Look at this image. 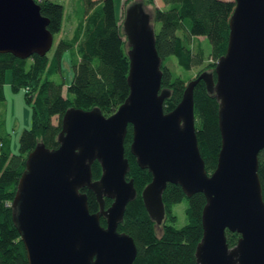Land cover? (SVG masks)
Returning a JSON list of instances; mask_svg holds the SVG:
<instances>
[{
  "label": "water",
  "instance_id": "water-1",
  "mask_svg": "<svg viewBox=\"0 0 264 264\" xmlns=\"http://www.w3.org/2000/svg\"><path fill=\"white\" fill-rule=\"evenodd\" d=\"M47 22L37 0H0V51L21 57L44 53L53 42ZM122 29L129 58L123 100L108 114L98 106L69 105L61 115L58 144L38 141L26 153L11 205L28 264H131L134 239L117 228L136 193L132 177H126L127 122L129 149L151 173L141 197L156 222L164 215L167 181L179 183L186 195L195 190L205 195L196 264H264V198L257 171L264 145V0H235L225 50L213 69L186 80L168 110L151 11L142 0L125 5ZM199 78L218 98L220 146L210 171L194 126L193 86ZM93 159L100 163L95 177ZM83 186L95 193L98 209H89ZM104 196L111 198L107 205ZM226 228L239 232L232 244Z\"/></svg>",
  "mask_w": 264,
  "mask_h": 264
},
{
  "label": "trees",
  "instance_id": "trees-1",
  "mask_svg": "<svg viewBox=\"0 0 264 264\" xmlns=\"http://www.w3.org/2000/svg\"><path fill=\"white\" fill-rule=\"evenodd\" d=\"M41 13L48 16L47 27L54 33L63 19V3L58 0H37ZM129 0H122V10ZM151 2V20L154 42L161 56V86L169 89L163 108L168 110L179 100L186 80L202 69H213L216 58L225 50L228 34V17L235 0H162L163 6ZM74 24L70 33L62 34L55 42L51 55L32 52L17 56L11 51H0V103L4 100L3 83L6 69H10V85L22 87L24 97L31 105V123L21 129L16 150L7 145L1 132L4 117L0 111V264H28L23 241L12 219L11 201L25 157L33 145L41 141L47 146L58 144L61 115L66 107L98 106L108 114L123 100L129 90L126 80L129 58L126 37H123L122 20L114 12V0H73ZM124 12V11H123ZM158 22V25L155 23ZM199 34L210 43L204 52ZM195 38V42L192 39ZM52 45V44H51ZM71 47L72 76L62 90L63 79L51 77L60 72L62 51ZM206 56L212 59L199 67L193 76L185 78L168 64L172 57L183 68L202 63ZM208 67V68H206ZM218 98L199 78L193 86V113L196 137L204 165L210 171L217 159L220 131L217 123ZM56 116V120L52 116ZM132 137L131 122H127L123 137L124 154L128 159L126 177L131 176L136 193L125 205L117 228L132 235L136 253L131 264H196L194 247L201 235V208L205 195L195 190L186 195L177 182L167 181L162 190L164 215L158 224L147 212L141 197L142 186L150 179L147 167L140 166L129 149ZM5 141V143H4ZM92 176L100 173L97 159L91 162ZM257 171L264 198V145L258 150ZM86 191L90 210L99 203L93 190ZM185 198L187 220L176 225L175 202ZM104 196V205L110 202ZM99 220L105 223L100 215ZM157 225L160 227L158 228ZM228 244L235 242L239 232L225 230Z\"/></svg>",
  "mask_w": 264,
  "mask_h": 264
},
{
  "label": "rangeland",
  "instance_id": "rangeland-1",
  "mask_svg": "<svg viewBox=\"0 0 264 264\" xmlns=\"http://www.w3.org/2000/svg\"><path fill=\"white\" fill-rule=\"evenodd\" d=\"M58 1L63 3V19H62L60 29L54 33V39H53L52 45L47 50L48 55H51L56 40L62 34L70 33L72 26L74 24V20H75L74 12L71 9L73 0H58ZM129 1H127L125 5ZM154 3L160 6L164 5L162 0H154ZM152 4L153 3L151 2H147L145 6L147 7L148 10H151ZM121 10H122V0H114V12L116 16L117 17L120 16L119 19L122 20L124 10L122 12ZM155 24L158 25V22H156ZM123 37H126L125 33L123 34ZM197 39L201 42L204 52L207 53L210 48V43H209L208 38L203 34H199L197 36ZM195 40L196 39L193 38L192 42H195ZM127 47H128V43L126 41L125 48ZM71 54H72L71 47L64 48L62 51V56H61V61H60L61 62L60 72H54L51 74V77H53L56 80L63 79L64 81L62 85L63 91L65 90V86L72 76L73 68L71 65ZM211 59H212L211 57L206 56L205 59L202 61V63L198 65H192L191 67H188V68H183L175 61V58L172 57L170 60H168V64L169 66H171L173 70L181 74L186 80L187 78H189V76H193L201 65H203L205 62ZM3 90H4V100L0 103V111H2V115L4 117V125L1 128V132L4 135L5 133L7 134V137L5 138L6 145L11 150H16L18 146V136H19L21 129L25 126H28L31 123V105L25 99L24 90L22 87H19L17 89H13L11 87L9 68L6 69L5 71ZM52 119L55 121L56 116L53 115ZM185 204H186V200L185 198H182L180 201L175 202L172 205V208L174 209L176 213V218L174 220V224L176 225H179L187 220V216L184 211Z\"/></svg>",
  "mask_w": 264,
  "mask_h": 264
},
{
  "label": "flooded vegetation",
  "instance_id": "flooded-vegetation-1",
  "mask_svg": "<svg viewBox=\"0 0 264 264\" xmlns=\"http://www.w3.org/2000/svg\"><path fill=\"white\" fill-rule=\"evenodd\" d=\"M160 222H161V221H160ZM160 222H158V224H159ZM157 227L159 228L160 226H159V225H157Z\"/></svg>",
  "mask_w": 264,
  "mask_h": 264
}]
</instances>
